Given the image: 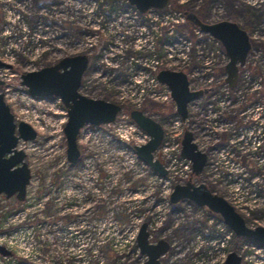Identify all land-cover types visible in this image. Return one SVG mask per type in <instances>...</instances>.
Listing matches in <instances>:
<instances>
[{
    "label": "rangeland",
    "instance_id": "374dc122",
    "mask_svg": "<svg viewBox=\"0 0 264 264\" xmlns=\"http://www.w3.org/2000/svg\"><path fill=\"white\" fill-rule=\"evenodd\" d=\"M210 1L169 0L161 11L140 14L127 0H0V94L15 122L37 133L35 140L17 146L31 174L25 200L0 196V239L12 252L0 264H144L136 240L142 224L149 243L169 244L162 264H224L229 252L247 257L241 264H264V248L236 237L219 215L190 201L171 204L174 187L186 183L173 178L182 168L165 178L157 175L137 158L135 146L141 144L135 138L119 139L117 124L84 127L77 138L80 158L68 163L65 107L56 98H32L21 85L28 72L85 55L89 63L80 94L120 106L118 123L140 110L162 126L166 141L176 136L180 141L170 93L150 79L169 70L183 72L191 82L197 70L207 72L201 58L206 48L197 46L182 15L208 11ZM246 4L253 22L264 19V0ZM262 25L264 30V20ZM259 85L264 108V63ZM243 87L238 103L229 101L222 88L216 90L220 96L191 104L199 108L195 121L209 130L201 144L196 142L209 155L193 182L224 198L240 215L249 212L244 204L248 186L239 180L249 171L238 167L239 157L256 161L241 148L249 137L244 126L251 112L240 109L254 97ZM154 157L163 163L161 151ZM256 203L263 207L262 200ZM251 225L264 227V216Z\"/></svg>",
    "mask_w": 264,
    "mask_h": 264
},
{
    "label": "water",
    "instance_id": "95a60500",
    "mask_svg": "<svg viewBox=\"0 0 264 264\" xmlns=\"http://www.w3.org/2000/svg\"><path fill=\"white\" fill-rule=\"evenodd\" d=\"M127 2L135 7L138 13L145 14L151 9H164L169 0H127ZM187 20L199 27L202 32L220 40L227 55L233 57L235 53H239L240 64H243L249 44L246 35L239 32L236 26L226 22L216 25L203 24L192 13L187 14ZM229 31L237 32L236 35L241 34L239 46H236L235 41L231 40ZM88 63V58L85 55L66 57L55 65L21 76V85L27 89V93L32 98H58L66 108L67 122L63 132L67 147L66 158L70 164L77 162L80 157L77 146L80 130L86 125L97 127L111 124L121 111V107L116 104L80 94L82 76ZM235 64L236 61L232 60L226 68L228 74L226 82L236 77ZM3 66L4 64L0 62V67ZM156 80L168 88L176 114L184 121L187 117L188 104L202 96L203 93L189 90L188 80L183 72L162 70L157 74ZM0 86H2L1 82ZM130 118L150 137L145 145L135 147L137 158L161 177H166V169L153 156L163 139L164 132L161 125L139 110L131 111ZM36 136V131L29 124L15 122L9 106L5 103L3 95L0 94V196L4 195L7 199L15 197L19 202L24 201L31 174L24 161L26 155L22 150H18L17 146L20 141L35 140ZM180 157L190 162L192 174L195 176L200 175L207 160L206 155L198 150L193 142L190 132H185L183 136ZM169 200L171 204L188 200L199 207H205L219 215L236 237L251 238L264 245V228L258 227L254 230L247 228L242 217L235 212L234 208L221 196L212 194L203 184L196 186L187 182L185 185H176ZM146 228V224L141 225L136 239L141 255L147 259L144 264H161L160 258L167 253L169 245L163 240H159L156 244H150ZM0 255L9 256L10 252L0 246ZM240 263L241 257L235 252H230L224 262V264Z\"/></svg>",
    "mask_w": 264,
    "mask_h": 264
},
{
    "label": "flooded vegetation",
    "instance_id": "af4514ba",
    "mask_svg": "<svg viewBox=\"0 0 264 264\" xmlns=\"http://www.w3.org/2000/svg\"><path fill=\"white\" fill-rule=\"evenodd\" d=\"M246 1L247 0H211L210 8L206 12H204L202 9L196 12H191L187 10L183 11V15H182L183 21L185 24H187L189 27H191L194 30V33L197 36V46H199V48H206L207 53L201 56L202 62L206 64V61L210 58V56L213 57L214 54H215V60H213L212 66L205 68V70H207L206 73L202 71L204 70V68H201V73H199L197 70V72L195 73L196 76L192 75L191 82L188 81L189 90L191 92H202L203 94L202 96L198 97L197 99L193 100L192 102L188 104L187 117L184 121H182L180 117L178 118L181 121L180 145H181L185 132L191 133L193 142L195 144L197 141H200L199 143L201 144L205 140V138H207L208 136L207 133L209 130L207 129V125H202V124L198 125L197 121H195L197 119L196 117L199 116V115H195L199 111V108L198 106L195 107V106H192L191 104L207 96L209 97L211 96L213 98L216 96H220V93L217 94L216 90L220 91V89L222 88H225V90L227 91L228 96H229L228 100L231 102L233 101L234 103H238L240 100V97L244 96L242 95V92L245 91L243 87L244 84L246 85V88L248 90L252 91V96L254 97L250 100V104H247L245 107H241L240 109V110L243 109V111L244 109H250L249 111L251 112L248 115L249 121H247L244 126V131L249 133V137L248 139L245 140V143H244L245 146H242L241 148H243L244 150H246V152H248L247 159L249 158L252 160H256V161H253L254 164H252L248 160H245L244 157H241V156L239 157L240 160L242 159L240 163L242 164L243 168L249 171V173H247L248 177H246L245 179L241 178L242 183L243 184L245 183V185L248 186V190H249V192H247L248 193L247 197L244 198L245 200L244 204H246L247 206V208L245 209L249 210V212H247L244 215H240L236 211V209L235 211L242 217L245 226L251 230H254L258 227L264 228L263 226H252L251 225L253 220H257L258 218H260V216H264V198H263L264 197L263 196L264 195V139H263L264 127L262 123L263 122L262 114L264 113L263 112L264 108L261 103L262 93H261L260 85H259L260 67L264 63V59H263L264 50L262 51L263 49V39L262 38L264 35V30L261 28L263 26L262 24H263L264 19H263V16H259L257 20L253 22L248 16V12H247L248 7L246 4ZM168 5L166 7H168ZM189 13L194 14L196 18L203 24L216 25L219 23L226 22V23L233 24L234 26L237 27L239 32L244 33L247 37V42L249 44V50L244 59L243 64L242 65L240 64V54L239 53H235L233 57L227 55L226 50L220 40L209 35L208 33L202 32L199 27H196L191 22H189L187 20V14ZM236 33H234L233 31H229L231 40L235 41L236 46H239V43H240L239 36H241V34L236 35ZM212 50L213 51L215 50L214 53ZM200 51L203 52L202 50ZM232 60L236 61V64H235L237 68L236 77L232 80H229V82H226V80L228 79L226 68L228 67V65L230 64ZM244 77L248 79L247 82L244 81ZM187 80H188V77H187ZM41 99H49V98H41ZM86 126H90V125H86ZM93 127H96V126H93ZM196 146L198 147V150H200L197 144ZM201 152L204 153L206 155V158L208 159L209 153H206L204 151H201ZM255 162H260V164L255 163ZM206 163H207V160H206ZM205 167H206V164L204 168ZM202 172L200 173V175L202 174ZM198 176L193 175L191 171L190 177L186 181V183L190 182L196 186L200 185V184H196L193 182V177H198ZM27 187H26V190H27ZM211 193L217 195L214 192H211ZM25 198H26V194H25ZM260 200L263 201L262 203L263 207H259L258 204L256 203L257 201H260ZM185 201H188V200H185ZM209 212L211 214H214L211 211ZM240 239H242L245 242L253 243L259 247L264 248V245H262L261 243L257 241L252 240L251 238H240ZM148 242H149V237H148ZM150 244H153V243H150ZM247 256H248V253H247ZM240 257H241V262L243 261V259L247 258V257H242V256Z\"/></svg>",
    "mask_w": 264,
    "mask_h": 264
},
{
    "label": "built area",
    "instance_id": "2783aa9c",
    "mask_svg": "<svg viewBox=\"0 0 264 264\" xmlns=\"http://www.w3.org/2000/svg\"><path fill=\"white\" fill-rule=\"evenodd\" d=\"M213 58L212 56H210V58L206 61V66L210 67L212 66L213 63ZM207 67V68H208ZM156 73L153 75H151V82H156L155 84H160L157 80H156ZM150 75L146 77L149 78ZM161 85V84H160ZM164 86V85H162ZM166 87V86H165ZM167 96L164 97L163 100L167 99ZM170 97V96H169ZM156 100H158L159 97H154ZM142 100L141 98L138 99V107H140ZM120 115V113L117 115L116 119H118V116ZM115 119V121L111 124H108V126L113 125V124H117L118 125V136L120 140H133V138H135L141 145H145L149 140L150 137L144 132L142 131L131 119L130 116H126L125 119L121 118L120 123H118V121ZM128 119V122H127ZM177 124L181 125V121L179 120L177 122ZM107 126V125H106ZM165 136H163V140L161 145L159 146V148L157 149V151H155L154 155L161 151L162 152V164L164 166V168L167 171V175H169L170 170H174L177 166L181 167L182 169L179 172H175L173 178H175V176H177V178L180 180V183L186 182L191 174V164L182 159L180 157V149H181V145H180V141H177L178 138L176 139V137H171L169 140H165L164 139ZM140 145V146H141ZM136 147V146H135ZM155 158V157H154ZM156 159V158H155ZM160 161V160H159ZM161 162V161H160ZM238 167L243 168L241 163H238ZM245 170V168H243ZM158 175V174H157ZM241 181V179H239ZM242 184V181H241ZM234 208V207H233ZM235 210V208H234ZM231 235V233H229ZM135 238V237H134ZM229 238V237H227ZM3 239H0V246L4 247L5 249H7L5 246H3ZM8 250V249H7ZM10 251V250H8ZM12 256V252L10 251V255L9 256H2L0 255V258L2 259H8L11 258ZM220 257L225 258V255L222 254L220 255ZM226 259V258H225Z\"/></svg>",
    "mask_w": 264,
    "mask_h": 264
}]
</instances>
